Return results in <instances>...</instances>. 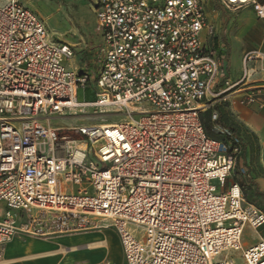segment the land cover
Masks as SVG:
<instances>
[{
    "label": "built area",
    "instance_id": "2783aa9c",
    "mask_svg": "<svg viewBox=\"0 0 264 264\" xmlns=\"http://www.w3.org/2000/svg\"><path fill=\"white\" fill-rule=\"evenodd\" d=\"M218 1L251 7L264 22V0ZM91 7L101 65L94 99L80 101L90 77L68 66L71 46L18 0L0 4V246L17 234L95 228L97 219L115 229L125 264H234L229 253L264 264V239L242 245L245 227H264V211L237 182L225 185L240 140L214 139L201 121L226 93L264 108V85L245 89L250 74L264 73V48L245 51L230 82L208 44L205 0ZM109 114L117 120L94 122ZM79 115L89 123L51 125Z\"/></svg>",
    "mask_w": 264,
    "mask_h": 264
},
{
    "label": "crops",
    "instance_id": "0c3cea01",
    "mask_svg": "<svg viewBox=\"0 0 264 264\" xmlns=\"http://www.w3.org/2000/svg\"><path fill=\"white\" fill-rule=\"evenodd\" d=\"M6 1L8 0H0V4ZM57 1L61 8L66 9L70 14L73 13L72 0ZM84 1L86 7L94 14L91 6L95 0ZM72 21V28L70 27L72 38L63 42L74 48V55L68 61V66L81 72L79 70L83 69L84 63H92L90 59L96 55L101 59V54L95 51L92 36L84 32L85 28L75 20ZM48 30L50 31L49 27ZM220 39L217 35H213L212 39L208 40V44L213 49L222 50ZM245 51L240 52L242 70V56ZM241 75L242 71L226 79L235 82ZM248 82L250 85L245 88L248 90L252 86H263L264 73L255 71L249 75ZM241 94L226 93L215 100L208 112L211 115V112L215 111L217 118L215 121L210 118L208 125L215 134L227 138L229 136L239 138L241 152L236 159L234 169L241 175L239 180L245 181L246 185L250 186L256 206L264 211V108L256 105H240L237 97ZM229 130L234 132L230 133ZM241 170L244 171L243 174L240 173ZM97 224L95 228L71 233L45 236L17 234L4 246H0V264H125L121 243L114 228L105 227L100 220ZM261 238L264 239V227L257 230L245 227L242 245L244 248L249 247ZM237 254L240 260L238 264H243L239 253Z\"/></svg>",
    "mask_w": 264,
    "mask_h": 264
},
{
    "label": "rangeland",
    "instance_id": "374dc122",
    "mask_svg": "<svg viewBox=\"0 0 264 264\" xmlns=\"http://www.w3.org/2000/svg\"><path fill=\"white\" fill-rule=\"evenodd\" d=\"M23 5L33 10L39 17H41L50 29V34L53 37L65 41V39L72 38L73 21L83 26L86 34L92 36L94 48L96 52H100L103 44L102 34L96 31L95 15L86 7L84 0H72L73 13L70 14L66 9L61 8L57 0H18ZM67 2L61 0L60 2ZM206 10L208 13V20L213 25V34L221 38V46L224 49H215L216 52L222 53V66L224 75L222 78L238 74L242 71L240 62V52L242 50H251L258 47L264 48V22L259 20L251 7H245L239 10L227 9L218 0H205ZM212 39V37L210 36ZM73 47V46H71ZM74 49V48H72ZM102 53V52H101ZM91 62L84 63L82 71L87 73L90 77V82L85 89H79L77 99L93 100L94 91L97 90L96 79L98 77L101 59L97 55L90 59ZM94 61V62H93ZM79 64V63H78ZM81 66V64H79ZM82 67V66H81ZM91 113V110L88 111ZM208 112V110L206 111ZM204 112L203 114H205ZM83 115L77 117H53L51 125L54 127L79 126L80 124H88V120ZM97 123H112L117 119L115 115L109 114L103 116V119ZM206 125L210 124L209 119H206ZM209 126V125H208ZM68 134H72L68 132ZM239 155V154H238ZM235 181L234 171L231 173L226 181V186ZM94 221H98L94 219ZM115 230V229H114ZM226 254H223L225 256ZM229 258L234 260V264H238L237 253H229Z\"/></svg>",
    "mask_w": 264,
    "mask_h": 264
},
{
    "label": "trees",
    "instance_id": "16d2710c",
    "mask_svg": "<svg viewBox=\"0 0 264 264\" xmlns=\"http://www.w3.org/2000/svg\"><path fill=\"white\" fill-rule=\"evenodd\" d=\"M210 116L211 115H210L209 112H206L205 114H202L201 115V121L203 123L204 129H205L206 133L208 134V136H210V137H212L214 139H221V140H226L227 141L228 140L227 137H224L221 134H215L212 130H210V126H208V124L207 125L205 124L206 123V119H209V121H210V118H211ZM229 132L230 133H233L234 130H229ZM233 171H234L235 182H237L240 185L245 200L247 202H249V203H252V204L257 205L254 202L253 198H252L253 197V194L250 191V186L249 185H246L245 181L243 182L242 180H239V178H240L241 175L239 174V172L236 169H234Z\"/></svg>",
    "mask_w": 264,
    "mask_h": 264
},
{
    "label": "bare ground",
    "instance_id": "6f19581e",
    "mask_svg": "<svg viewBox=\"0 0 264 264\" xmlns=\"http://www.w3.org/2000/svg\"><path fill=\"white\" fill-rule=\"evenodd\" d=\"M101 125H103V124H108V123H100Z\"/></svg>",
    "mask_w": 264,
    "mask_h": 264
}]
</instances>
